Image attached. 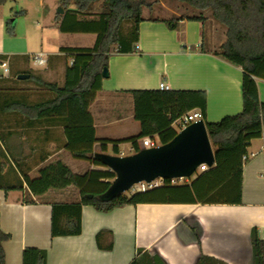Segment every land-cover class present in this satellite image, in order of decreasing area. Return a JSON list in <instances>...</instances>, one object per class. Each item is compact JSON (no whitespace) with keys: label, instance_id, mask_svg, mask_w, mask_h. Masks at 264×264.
Listing matches in <instances>:
<instances>
[{"label":"crops","instance_id":"1","mask_svg":"<svg viewBox=\"0 0 264 264\" xmlns=\"http://www.w3.org/2000/svg\"><path fill=\"white\" fill-rule=\"evenodd\" d=\"M54 1L60 7L58 0ZM37 5L45 15L48 13L47 20L45 17L43 23L39 22L37 49L29 41H25L23 49H15L14 39L5 37L4 19L0 16V58L7 59L10 67L8 75L0 68V143L7 157L0 175L4 186L18 184L23 174L37 177L41 168L58 160L77 174L103 168L75 158L67 148L64 126L52 117L38 120L19 111L3 109L12 100L36 103L50 98L51 92L46 98L37 97L47 89L35 78L18 79L17 76L29 70L35 77L62 86L66 67L73 62L72 55L62 48L92 47L96 41V33L62 31L60 23L65 11L51 12L46 0H38ZM158 6L166 7L163 2ZM22 11L23 14L30 11L27 1ZM169 11L172 14L168 17L143 15L137 43L139 53L110 56L109 76L103 77L102 88L89 107L100 140L94 145V151L126 155L122 147L131 142L124 140L137 135L141 129L135 118L131 90L159 89L162 81L171 90H205L208 122L242 111L243 70L214 50L223 44L226 36L217 48H212L206 30L209 20L189 19ZM172 19L174 22L170 25L168 21ZM80 38H89L90 43H71ZM37 53L44 54L45 62L33 60ZM255 79L264 104V79ZM178 121L172 124L177 131L181 130L177 127ZM150 137L159 140L157 135ZM131 150L134 151L132 143ZM245 155L248 158H243L241 203L198 201V193L192 188L197 174L168 183L191 187L173 202L129 204L110 211L83 205L80 235H51L52 204L79 201L81 194L77 186L50 188L34 197L35 203L24 202L29 192L24 181L22 189L0 188V226L12 235L3 244L6 264H23L26 247L47 249L48 264H129L138 249L148 251L164 264H197L201 256L213 259L210 264H253L252 229L257 227L264 238V136L252 139ZM103 229L112 231V250L100 249L97 245L96 235Z\"/></svg>","mask_w":264,"mask_h":264},{"label":"trees","instance_id":"2","mask_svg":"<svg viewBox=\"0 0 264 264\" xmlns=\"http://www.w3.org/2000/svg\"><path fill=\"white\" fill-rule=\"evenodd\" d=\"M7 0H0V6ZM166 0H58L65 11L60 29L65 32L96 33L92 47H63L73 57L65 71V83L60 86L35 77H30L52 93L50 98L36 103L10 101L3 109L19 111L43 120L49 117L63 125L68 139L67 148L77 159L101 166L77 174L61 160L50 163L39 170L37 177L23 174L18 184L2 189H22L23 181L28 187L25 203H35L34 197L50 188L75 185L81 198L72 203L52 204L51 235L69 236L82 233V207L91 205L99 211H110L123 205L150 202H173L184 196L189 185L166 184L144 192L121 193L110 197L108 191L116 178L102 160L94 145L100 141L96 136L94 119L89 111L96 93L102 88L103 69L108 68L113 53H139V26L144 20L143 9L150 12L154 5ZM188 7L200 11L185 15L189 19L205 20V11L225 28L226 39L216 54L243 70L242 111L226 115L216 122L205 120L207 93L205 90H131L135 102V118L140 122V132L124 141L132 143L134 152L141 149L140 141L146 136L157 135L160 143H167L177 134L172 124L188 111L200 108L212 145L215 147V165L198 174L192 188L203 203H241L243 156L250 141L264 136V104L260 100L259 86L255 77L264 79V0H178ZM100 3V10L96 4ZM74 6V8H71ZM174 20L168 23L173 25ZM1 109V106H0ZM4 158V159H3ZM5 160V162H3ZM7 157L0 143V175ZM203 191V194L200 192ZM190 199V198H189ZM192 199V198H191ZM194 202H197L194 200ZM108 236L105 241V237ZM111 230H100L96 235L100 249L112 250ZM12 235L0 226V264H6L4 242ZM253 264H264V238L254 227L251 233ZM213 260L201 256L197 264H210ZM23 264H48L45 248L26 247ZM129 264H164L148 251L138 249Z\"/></svg>","mask_w":264,"mask_h":264},{"label":"water","instance_id":"3","mask_svg":"<svg viewBox=\"0 0 264 264\" xmlns=\"http://www.w3.org/2000/svg\"><path fill=\"white\" fill-rule=\"evenodd\" d=\"M58 12L63 13L62 7ZM103 77L109 76L104 68ZM18 79H28L30 74H19ZM103 163L116 173L108 191L110 197L124 193L138 182H151L157 178H187L195 174L202 164L212 167L215 152L204 119L192 122L179 130L167 143L151 148H141L129 155L101 153Z\"/></svg>","mask_w":264,"mask_h":264},{"label":"rangeland","instance_id":"4","mask_svg":"<svg viewBox=\"0 0 264 264\" xmlns=\"http://www.w3.org/2000/svg\"><path fill=\"white\" fill-rule=\"evenodd\" d=\"M29 4L30 11L28 14H23L22 7L24 5V2ZM48 3L51 12H57L58 8L55 6L54 0H46ZM38 0H7L2 6H0V13L1 17L4 19V31H5V37L6 38H12L15 41V49H23L25 47V41H29L30 45L33 47V49H37L39 46V39H40V24L39 22L43 23L44 19L47 20V14L38 7L37 5ZM162 3V2H161ZM158 3L154 5V8L151 12L147 10V8L143 9V15L145 16H162V17H168L172 13L169 11V9L174 10L175 12L182 14V15H189V14H197L200 13V11L194 10L190 7H188L186 4L179 2L178 0H166L163 1L164 5L166 6L161 7L158 6ZM100 3L98 2L96 4L95 9L100 10ZM169 8V9H167ZM203 14H205L206 19L209 20L206 22V30H207V39L211 40L212 42L210 44V47L217 48L218 44L224 39L226 28L215 21L211 17L210 11H205ZM17 25V26H16ZM16 33V35H14ZM26 37L28 38L27 40ZM74 45H88L90 43L89 38L85 39H76L73 42ZM221 47V46H220ZM220 47L217 49H214L216 52L220 51ZM31 64L33 65V60H31ZM46 92V93H45ZM44 93L38 94V98H46L48 96L49 91H45ZM177 127H182V121L179 120L177 123ZM124 150V153L126 155L131 154V143L127 144L122 147ZM215 149V147H214ZM110 152L112 150L110 149ZM200 174L199 172H195V175ZM177 182L179 181L178 178L175 179ZM126 193H131V190L126 191Z\"/></svg>","mask_w":264,"mask_h":264},{"label":"built area","instance_id":"5","mask_svg":"<svg viewBox=\"0 0 264 264\" xmlns=\"http://www.w3.org/2000/svg\"><path fill=\"white\" fill-rule=\"evenodd\" d=\"M138 47V46H137ZM33 60L35 62L38 63H43L45 62L44 60V54L43 53H37L33 56ZM0 68L3 69V74L8 75L10 72V67H9V62L7 59L5 58H0ZM159 89L161 90H169L170 86L165 82L162 81L159 84ZM203 119V112L200 108H195L192 109L190 111H188L187 113H185L181 118H179V120L182 121V128H184L185 126H187L188 124L195 122L197 120ZM160 144L159 140H156L150 136H146L143 137L140 140V145L141 148H151L154 146H158ZM244 160H246L248 158L247 155H244ZM209 168V166L207 164H202L199 166L198 169H200L201 171H205ZM176 178L170 179V182H175ZM180 179V178H178ZM166 179L163 178H157L155 180H152L151 182H147V181H141L138 183H135L132 187H131V193H135V192H144L146 190L152 189L154 187H158L159 185L163 184L165 182Z\"/></svg>","mask_w":264,"mask_h":264}]
</instances>
